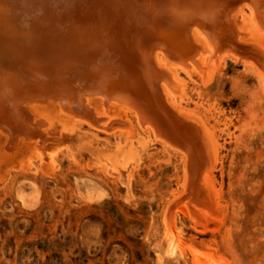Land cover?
<instances>
[{
	"label": "rangeland",
	"instance_id": "374dc122",
	"mask_svg": "<svg viewBox=\"0 0 264 264\" xmlns=\"http://www.w3.org/2000/svg\"><path fill=\"white\" fill-rule=\"evenodd\" d=\"M0 264H264V0H0Z\"/></svg>",
	"mask_w": 264,
	"mask_h": 264
}]
</instances>
